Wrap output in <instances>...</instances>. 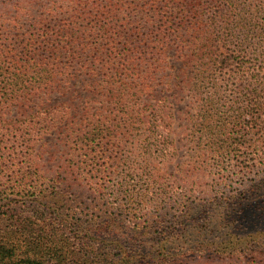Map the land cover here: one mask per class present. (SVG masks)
<instances>
[{"label": "trees", "instance_id": "1", "mask_svg": "<svg viewBox=\"0 0 264 264\" xmlns=\"http://www.w3.org/2000/svg\"><path fill=\"white\" fill-rule=\"evenodd\" d=\"M239 1L55 0L47 7L45 0H0V124H18L26 151L14 148L10 155L34 158L44 134L56 126L66 128L67 139L95 152L97 159V152L104 159L117 135L135 123L150 131L147 143L162 139L160 113L168 99L158 79L167 68L179 74L169 86L179 79L183 89L219 67L223 71L239 63L244 73L248 54L241 52L235 61L225 54L240 51L252 34L249 17L241 24ZM162 84H167L164 79ZM81 96L104 105L92 113L88 100L78 117L82 105L75 102ZM235 120L232 129L249 132L235 126L242 119ZM19 179L17 187H22L28 177L23 173ZM59 196L35 197L43 208L36 221H13L9 233H0V264H185L196 259L167 251L165 239L156 251L146 247L150 219L146 227L120 231L110 221L71 222L49 201ZM242 248L243 264H264V238ZM75 252L80 257L71 262Z\"/></svg>", "mask_w": 264, "mask_h": 264}, {"label": "rangeland", "instance_id": "2", "mask_svg": "<svg viewBox=\"0 0 264 264\" xmlns=\"http://www.w3.org/2000/svg\"><path fill=\"white\" fill-rule=\"evenodd\" d=\"M45 1L49 7L55 0ZM239 3L241 24L249 17L252 34L240 51L225 54L235 61L247 53L244 73L239 63L223 71L219 67L183 89L179 79L169 86L179 74L167 68L158 79L168 99L160 113L162 139L147 143L150 131L135 123L117 135L104 159L97 152V159L95 152L68 140L66 128L56 126L44 134L35 157L23 159L10 155L14 148L26 153L18 124H0V233H9L11 223L36 221L43 208L35 197L58 192L49 201L71 222L110 221L120 231L146 227L150 219L153 225L143 234L149 249L158 250L165 239L167 251L196 257L185 264H243L242 247L264 238V0ZM174 59H168L171 65ZM88 100L92 113L104 105L81 96L75 102L82 105L78 117ZM235 117L243 120L235 126H245L248 133L232 129ZM23 173L28 179L17 187ZM79 257L75 252L68 260Z\"/></svg>", "mask_w": 264, "mask_h": 264}]
</instances>
